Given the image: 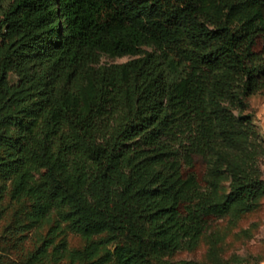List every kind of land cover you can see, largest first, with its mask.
Instances as JSON below:
<instances>
[{
	"label": "trees",
	"instance_id": "1",
	"mask_svg": "<svg viewBox=\"0 0 264 264\" xmlns=\"http://www.w3.org/2000/svg\"><path fill=\"white\" fill-rule=\"evenodd\" d=\"M0 16V171L35 221L108 234L74 253L85 264L159 258L264 190L235 167L217 201L181 172L218 150L216 107L264 88V0H0ZM102 55L132 58L91 66Z\"/></svg>",
	"mask_w": 264,
	"mask_h": 264
},
{
	"label": "rangeland",
	"instance_id": "2",
	"mask_svg": "<svg viewBox=\"0 0 264 264\" xmlns=\"http://www.w3.org/2000/svg\"><path fill=\"white\" fill-rule=\"evenodd\" d=\"M131 58L102 55L91 66L121 64ZM252 59L264 62L261 36L253 42ZM11 79L17 81L15 75ZM216 109L224 123L218 150L208 159L185 160L181 172L185 181L198 180L217 201H224L232 190V168H242L252 178L264 181V88L242 101L225 99ZM66 133V127L60 129V137ZM8 153L7 149L0 152L4 156ZM12 189V178L0 171V264H25L45 244L44 264H85L74 253L108 238L106 233L85 238L69 223L60 222L56 214L35 221L34 200L28 196L14 199ZM108 249L114 250L113 244L100 247L97 259ZM136 264H264V190L254 199L235 203L226 215L210 220L195 241H185L159 258Z\"/></svg>",
	"mask_w": 264,
	"mask_h": 264
}]
</instances>
